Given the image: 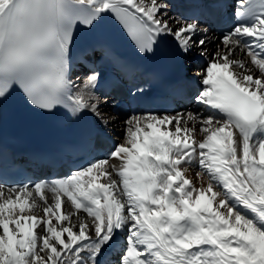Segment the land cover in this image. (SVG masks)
<instances>
[{
	"label": "snow or ice",
	"instance_id": "snow-or-ice-1",
	"mask_svg": "<svg viewBox=\"0 0 264 264\" xmlns=\"http://www.w3.org/2000/svg\"><path fill=\"white\" fill-rule=\"evenodd\" d=\"M213 6L220 19L173 16L171 0H0V100L17 90L87 121L62 178L0 175V264H264V0ZM109 23L142 58L202 64L183 110L132 111L122 142L99 147L119 120L104 118L101 84L145 95L98 35Z\"/></svg>",
	"mask_w": 264,
	"mask_h": 264
},
{
	"label": "bare ground",
	"instance_id": "bare-ground-1",
	"mask_svg": "<svg viewBox=\"0 0 264 264\" xmlns=\"http://www.w3.org/2000/svg\"><path fill=\"white\" fill-rule=\"evenodd\" d=\"M171 14L173 16H176L172 11H171ZM213 49H214V45H209V51H212ZM195 56H198V54ZM187 66L191 67V69H189V73L192 76H193V73L195 71H198L199 67H200L199 65L194 63V56L187 57ZM81 72H83V69H80L79 72L75 73L73 75V79L75 80L76 75H79ZM76 83L81 84L82 81L77 80ZM96 95L100 97L102 112L104 114V118L107 119V115H109L111 108L113 106V101L111 98H108L107 96H105L103 91H101V90H97ZM181 110H183V109H181ZM122 120H123L122 118H119V120L114 125H110L109 127H107L105 129L112 137L115 138L116 143L122 142V139H123V133L121 131V124L119 122ZM187 175L193 179V183H195L197 186H199V184H198V182L194 176V173L192 171H190Z\"/></svg>",
	"mask_w": 264,
	"mask_h": 264
}]
</instances>
